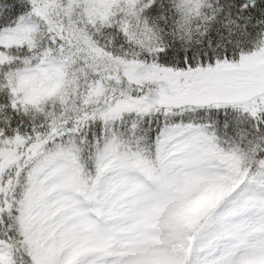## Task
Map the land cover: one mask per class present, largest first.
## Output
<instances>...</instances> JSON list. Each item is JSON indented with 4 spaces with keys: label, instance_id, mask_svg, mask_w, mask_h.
<instances>
[{
    "label": "snow or ice",
    "instance_id": "obj_1",
    "mask_svg": "<svg viewBox=\"0 0 264 264\" xmlns=\"http://www.w3.org/2000/svg\"><path fill=\"white\" fill-rule=\"evenodd\" d=\"M0 264H264V0H0Z\"/></svg>",
    "mask_w": 264,
    "mask_h": 264
}]
</instances>
